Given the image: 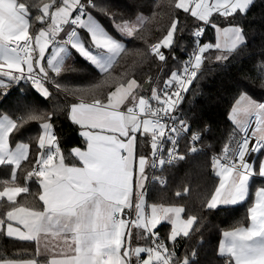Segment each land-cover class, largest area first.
Masks as SVG:
<instances>
[{
    "label": "snow or ice",
    "instance_id": "obj_1",
    "mask_svg": "<svg viewBox=\"0 0 264 264\" xmlns=\"http://www.w3.org/2000/svg\"><path fill=\"white\" fill-rule=\"evenodd\" d=\"M252 3L253 0H175L174 6L201 22L210 23L214 13L226 19L237 13L244 15ZM98 8L108 15L107 7L98 5L96 0H51L42 6L21 0H0V89L27 79L45 99L50 98L53 93L46 83H52L57 91L61 90V85L50 77L49 70L59 77L70 50L106 77L93 88L108 84L107 76L117 58L126 51V45L93 18L92 12ZM33 9L39 12L34 17L35 22L47 24L35 35L30 33ZM118 15L111 13L108 18L115 21ZM120 18L121 23L113 22V29L123 37H134L138 23ZM179 25V18L173 19L163 38L149 46V52L160 62L168 59L162 49L171 50L177 36L182 34ZM65 26H69L70 31L59 41ZM216 29L219 36L215 44L207 42L194 49L180 71L170 72L164 82L167 90L162 94L152 90L150 99L159 107H152L149 98L138 95L137 90L144 85L135 78L116 83L102 98L89 101L81 93L77 102L68 107L70 121L83 129L80 134L87 144L86 150L74 147L69 154L79 166L65 162L52 122L55 113L45 118L36 115L32 109L25 113L27 120L25 116L13 118L0 113V168L10 167V180L0 181L3 185L0 198L15 204L17 197L30 193L27 185L32 181H36L42 190L38 197L42 210L14 206L6 212V220H0V231H4L6 224L7 237L37 244L34 257L0 260V264H41L45 253L52 256L46 264H194L196 252L181 260L155 230L162 221H170L172 229L167 239L174 244L178 237L190 238L199 231L195 227L199 218L196 215L182 218L181 214L186 211L184 207L152 204L150 213L146 212L144 191L149 179L146 169L185 159L177 152L178 138L191 131V124L187 118H182L180 108L198 78L206 59L204 54L211 49L227 53L215 57L217 62H224L246 44L241 26L222 29L216 26ZM79 30L88 34L87 40L80 36ZM201 34L202 30H197L193 37ZM50 47L51 54L47 55ZM46 55L47 67L44 65ZM172 59L177 57L173 54ZM253 71L262 78L260 86L264 89V61H260ZM0 94L7 97L10 92ZM253 113L256 126L249 131L240 116ZM229 119L235 125L230 137L232 146L225 144L223 155L213 159L212 167L219 183L206 201L208 210L245 202L254 181L257 178L264 180V160L260 161L257 170L255 162L248 159L249 154L264 151V102L243 92ZM37 120L43 121L42 132L35 155L30 159L31 145L17 142L13 147L11 137L28 121ZM237 132L243 134L236 138ZM149 136L150 155L141 154V142ZM201 138L198 131L191 135L190 143L195 144ZM165 141L172 145L166 157ZM197 151L199 149L195 147L190 149L192 154ZM23 161L32 163V168L24 176L25 186H19L16 182ZM134 174L135 187L140 191L135 203L136 218L129 220L121 216L133 208ZM188 192L189 188H184L176 196ZM248 218L249 226L223 232L224 239L218 251L226 264H264V186L255 189ZM14 223L21 225L23 230ZM132 227L142 229L143 238H150L152 246L134 247ZM142 253L147 258L142 257Z\"/></svg>",
    "mask_w": 264,
    "mask_h": 264
},
{
    "label": "trees",
    "instance_id": "obj_2",
    "mask_svg": "<svg viewBox=\"0 0 264 264\" xmlns=\"http://www.w3.org/2000/svg\"><path fill=\"white\" fill-rule=\"evenodd\" d=\"M21 2L42 6V3H51V0H21ZM96 2L102 7H107L108 15L119 14L113 21L99 8L92 12L110 34L126 45V51L117 58L110 75L107 76L109 83L93 88V85L100 84L106 77L72 52L70 60L62 69V74L59 77L55 74L51 76L61 85L60 91L49 85V90L53 94L45 99L34 85L24 82L9 83L7 89H0V93L10 92L7 97L0 94V113H9L13 118L25 116V120H27L26 111L32 109L35 110L36 115H43L45 118L55 113L52 122L55 125L60 148L66 157L65 162L79 164L69 154L74 147H86V141L80 134L82 129L70 121L68 107L77 102L81 93L89 101L92 98H102L116 83L135 78L141 85H144L148 79L152 81L149 88L142 87L137 90L139 95L147 96L154 86H165L164 82L169 78L171 71L182 69L183 62L198 42L212 41L215 44L217 25H240L244 29L246 44L224 62H217L215 57L227 53L215 49L206 52L204 54L206 59L198 78L191 85L180 108L182 118H187L191 130L202 134L196 147L199 151L194 154L187 152L185 159L179 164L163 167L157 173L166 177V184L162 185L155 180L146 189L148 204L181 205L186 209L183 213L185 217L196 215L199 218V224L195 226L199 231L194 232L190 238L178 237L174 244L167 239L171 232V223L163 222L157 227L156 231L166 239L170 250L174 249L181 260L186 255L196 252L194 264H226V259L220 256L218 251L221 236L224 231L244 227L250 223L248 208L253 203L255 189L261 184L264 185V180L257 178L248 200L237 205L208 210L206 201L219 183V178L212 167L213 155L223 151L224 145L230 141L233 134L235 125L229 117L236 100L241 93L247 92L258 102H264V89L260 86L262 78L253 71L260 61H264V0H253L244 15L237 13L226 19L218 13L214 14L210 23L201 22L183 10L175 9V0H96ZM36 15H39V12L33 9V20L30 21V32L33 35L41 28L47 27V24L35 22ZM140 16H143L144 20L132 38L121 36L112 27L113 22L121 23L120 17L133 22ZM176 18L180 20L179 27L182 34L177 36L175 46L171 50L162 49L168 59L166 62H160L149 52V46L163 38L171 21ZM202 25L206 31L198 40V37H193V32L199 30ZM80 32L87 40L88 34L83 30ZM173 54L177 59H172ZM69 68L73 70H68ZM42 123L43 121L39 120L25 123L22 130L11 137V145L14 146L21 141L29 143L30 159H32L37 150L36 144L42 132ZM238 134L239 132L236 136ZM184 140L188 142L187 151L191 143L188 137ZM141 143L140 153L150 155V136L145 137ZM263 157L264 151L258 152L255 160L257 170ZM31 168L32 163L22 162V170H18L17 185H25L24 176ZM150 173L149 169L148 177ZM3 179L10 180V167L0 168V181ZM27 186L30 188V193L17 197L15 204L0 198V220H6V212L14 206L42 209V202L38 199L42 190L38 183L32 181ZM2 188L3 185L0 184V190ZM184 188H189V192L177 197L176 193L183 192ZM149 240L152 244L150 238ZM36 248L34 242L9 238L5 231H0V260L34 257ZM45 259L46 257L43 256L41 261Z\"/></svg>",
    "mask_w": 264,
    "mask_h": 264
},
{
    "label": "built area",
    "instance_id": "obj_3",
    "mask_svg": "<svg viewBox=\"0 0 264 264\" xmlns=\"http://www.w3.org/2000/svg\"><path fill=\"white\" fill-rule=\"evenodd\" d=\"M73 15H75V13H73ZM206 28L204 27V26H202L199 30H202V34L200 35V36H198V40H200L202 37H203V35L205 34V30ZM67 30V32L68 31H70V27L69 26H65V31ZM66 32V33H67ZM62 34V33H61ZM61 34H60V37H58V40L59 41H61L62 40V38H61ZM65 37H66V35H65ZM209 42H211L212 44H214L212 41H209ZM207 43V42H206ZM204 43H202V42H198L197 44H196V46L189 52V54H188V56H187V58L188 57H190L191 55H192V53H193V51H194V49H197L198 47H200V46H202ZM186 58V59H187ZM185 59V60H186ZM51 77V76H50ZM20 82H24V83H28V84H31V85H33L32 84V82L30 81V80H27V79H25V80H20V81H18L17 83H20ZM46 85H53L52 83H50V82H48V83H46ZM153 89H156L157 90V92L158 93H161L162 94V92L164 91V90H167L166 88H165V86H162V87H159V86H154V88ZM152 89V90H153ZM152 90H151V93H152ZM172 90H174V89H172ZM151 93L149 94V95H147V96H144L145 98H149L150 99V97H151ZM150 104H151V106L152 107H159L160 105H158L157 104V102L156 101H154V100H151L150 99ZM247 126H248V128H249V131H251V130H253L254 128H255V126H256V116H255V114L253 113V114H251L249 117H248V120L246 121V123H245ZM196 132H198V131H193V130H191L189 133H187V135H181L179 138H178V148H177V152H178V154L179 155H183L184 157H186V154H187V152H190V149L192 148V147H197V144H198V142H196L195 144H192L191 143V146H189V148H187V151H186V147H188V142L186 141V140H184L185 139V137H188L189 138V142H190V137H191V135L192 134H194V133H196ZM243 133H241V132H239V134L236 136V138H239V136H241ZM201 136H202V134H201ZM227 144L229 145V146H232V140H230L229 142H227ZM251 146V145H250ZM172 147V145H171V143H169L168 141H165L164 142V155H165V157L167 156V150L169 149V148H171ZM223 155V151L222 152H220V153H214V155H213V158H215V157H218V156H222ZM257 155H258V153H251V154H249V156H248V159H249V162H255V160H256V158H257ZM182 161V160H181ZM181 161H173V163L171 164V165H177V164H179ZM165 166H170L169 164H165V165H158L157 167H155V168H149L150 169V175H149V179H148V181H147V184H146V189L149 187V185H150V183H152L153 182V180L155 181V179H154V175L155 174H158L157 172H159V170H161L163 167H165ZM157 178V177H156ZM161 180H163L164 182L163 183H161ZM162 185H165L166 184V182H167V179H166V177H161L160 178V180H158ZM121 218H123V215L121 216ZM156 231V230H155ZM157 232V231H156ZM158 234H159V236H160V238L165 242V244L168 246V244H167V241H166V239H164L161 235H160V233L158 232ZM41 264H46V262H41Z\"/></svg>",
    "mask_w": 264,
    "mask_h": 264
},
{
    "label": "crops",
    "instance_id": "obj_4",
    "mask_svg": "<svg viewBox=\"0 0 264 264\" xmlns=\"http://www.w3.org/2000/svg\"><path fill=\"white\" fill-rule=\"evenodd\" d=\"M210 1H213V0H209V2ZM93 15V14H92ZM93 18L95 19V20H98L94 15H93ZM49 23H51V21L49 20ZM43 28H45V27H43ZM39 32V31H38ZM37 32V33H38ZM67 32V30L66 31H64V32H62V34H61V38H62V40L65 38V35L67 34L66 33ZM31 33V32H30ZM79 34H80V36L81 37H83V34L80 32V30H79ZM83 39H84V37H83ZM61 40V41H62ZM70 53L72 54V51L70 50ZM51 54V47L49 48V50H48V53H47V55H50ZM71 54H70V56H69V58L65 61V64L70 60V58H71ZM47 55H46V58H45V61H44V65H45V67H47V65H46V59H47ZM52 74H54V73H52L50 70H49V75H51L52 76ZM7 82V81H6ZM48 87H49V85H47ZM122 110H124V109H122ZM250 115H248L247 117H246V119H245V121H243V123H246V121L248 120V117H249ZM82 131H83V129H82ZM22 142V141H21ZM25 143V142H24ZM14 147V146H13ZM80 148V147H79ZM86 148H87V144H86V147H84V148H81V150H86ZM262 160H264V157L262 158ZM68 164V163H67ZM69 165H71V164H69ZM77 166H79V164H77ZM146 174L148 175V168L146 169ZM135 179H136V176H135V174H134V178H133V196H132V200H133V208L131 209V210H128L127 212H125L124 214H123V218H128L129 220H133V219H135L136 218V212H135V203L137 202V197H138V194H139V189H137L136 187H135ZM146 184H147V181L145 182ZM11 186V185H10ZM19 186H25V185H19ZM260 186H264V185H260ZM144 197H145V209H146V212H148V213H150V204H148V202H147V198H146V189H145V191H144ZM6 199V198H5ZM17 207H19V206H17ZM24 207V206H23ZM11 210V209H10ZM33 210H37V209H33ZM40 210H42V209H40ZM163 223V222H162ZM250 224V223H249ZM249 224L248 225H246V226H244V227H247V226H249ZM14 226H17V227H21V229L23 230V228H22V226L21 225H18V224H15L14 223ZM234 229V228H233ZM230 230H232V229H229L228 231H230ZM4 231L6 232V224L4 225ZM131 231H132V245L135 247L136 245H140V244H148V245H150V246H152V244H151V242H150V240L149 239H147V240H145L144 238H143V230L142 229H136L135 227H132V229H131ZM222 237V239H221V241L224 239V237H223V235L221 236ZM220 241V242H221ZM35 243V242H34ZM35 245H36V247H37V244L35 243ZM41 248L43 249V241H41ZM44 256L46 257V259L45 260H42L41 262H47V260H49V259H51L52 258V256L51 255H49L48 253H45L44 254ZM31 258H33V257H28V258H15V259H4V260H27V259H31ZM57 258H59V257H57Z\"/></svg>",
    "mask_w": 264,
    "mask_h": 264
},
{
    "label": "rangeland",
    "instance_id": "obj_5",
    "mask_svg": "<svg viewBox=\"0 0 264 264\" xmlns=\"http://www.w3.org/2000/svg\"><path fill=\"white\" fill-rule=\"evenodd\" d=\"M210 2H214V0L213 1H210ZM214 14H217V13H214ZM213 14V15H214ZM212 18V17H211ZM210 18V19H211ZM143 20H144V17L143 16H140V17H138L135 21H133V22H137L138 23V25H140L142 22H143ZM97 22H99L98 20H97ZM100 23V22H99ZM205 23V22H204ZM101 24V23H100ZM102 25V24H101ZM103 26V25H102ZM203 26V25H202ZM201 26V27H202ZM219 28H224V27H227V26H236L235 24H224L223 26H221V25H217ZM238 26H240V25H238ZM200 27V28H201ZM199 28V29H200ZM215 30H216V38H215V43L217 42V38H218V36H219V33H218V31H217V29H216V27H215ZM83 38V37H82ZM122 42V41H121ZM222 42V41H221ZM123 43V42H122ZM51 76V75H50ZM46 87H48L47 85H45ZM49 88V87H48ZM139 95V94H138ZM139 96H141V95H139ZM235 106V105H234ZM233 106V107H234ZM4 114H8V115H10L9 113H6V112H3ZM230 114H231V112H230ZM251 115V114H250ZM248 115H244V114H241V116H240V119H241V121L243 122V121H245V119H246V117H247ZM61 151H62V149H61ZM149 170V169H148ZM154 177H157V178H161L162 176L160 175V174H155L154 175ZM163 177H165V176H163ZM155 180H160V179H155ZM148 181V180H147ZM154 181V180H153ZM151 184V183H150ZM161 184V183H160ZM152 204H150V206H151ZM159 206V205H158ZM163 207H183V206H181V205H176V204H174V205H165V206H163ZM182 215V218H184V219H186L187 217H185L184 215H183V213L181 214ZM162 222H169V223H171L170 221H162ZM172 229V228H171ZM171 233V232H170ZM136 246H150V245H148V244H140V245H136ZM142 255V257H144V258H147V255L145 254V253H142L141 254Z\"/></svg>",
    "mask_w": 264,
    "mask_h": 264
},
{
    "label": "water",
    "instance_id": "obj_6",
    "mask_svg": "<svg viewBox=\"0 0 264 264\" xmlns=\"http://www.w3.org/2000/svg\"><path fill=\"white\" fill-rule=\"evenodd\" d=\"M152 81L150 79L146 80V82L144 83V87L145 88H149V86L151 85ZM128 210H126L127 212ZM128 213V212H127Z\"/></svg>",
    "mask_w": 264,
    "mask_h": 264
}]
</instances>
